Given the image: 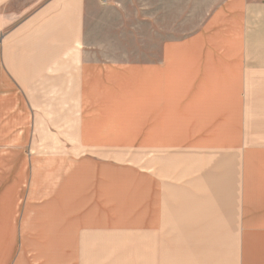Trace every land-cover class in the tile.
Returning <instances> with one entry per match:
<instances>
[{"label": "crops", "instance_id": "obj_1", "mask_svg": "<svg viewBox=\"0 0 264 264\" xmlns=\"http://www.w3.org/2000/svg\"><path fill=\"white\" fill-rule=\"evenodd\" d=\"M24 1L0 0V264H264V1L129 61L95 57L98 0Z\"/></svg>", "mask_w": 264, "mask_h": 264}, {"label": "rangeland", "instance_id": "obj_2", "mask_svg": "<svg viewBox=\"0 0 264 264\" xmlns=\"http://www.w3.org/2000/svg\"><path fill=\"white\" fill-rule=\"evenodd\" d=\"M223 0H198V12H113L111 1L93 5L94 21L92 40L101 46L94 49L98 58L117 61L144 58L143 41H169L188 37L199 31L211 12ZM251 2L260 0H250ZM264 1V0H263ZM25 5L29 2L24 1ZM189 1L166 2L170 5L188 6ZM188 8V7H187ZM70 97L69 109L74 119L75 103Z\"/></svg>", "mask_w": 264, "mask_h": 264}, {"label": "built area", "instance_id": "obj_3", "mask_svg": "<svg viewBox=\"0 0 264 264\" xmlns=\"http://www.w3.org/2000/svg\"><path fill=\"white\" fill-rule=\"evenodd\" d=\"M102 4H107L110 0H99Z\"/></svg>", "mask_w": 264, "mask_h": 264}]
</instances>
